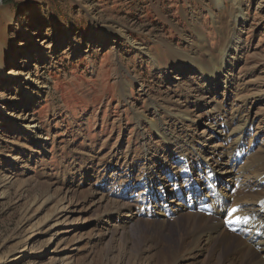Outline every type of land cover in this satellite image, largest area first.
I'll use <instances>...</instances> for the list:
<instances>
[{
	"label": "bare ground",
	"instance_id": "obj_1",
	"mask_svg": "<svg viewBox=\"0 0 264 264\" xmlns=\"http://www.w3.org/2000/svg\"><path fill=\"white\" fill-rule=\"evenodd\" d=\"M229 2L210 0L206 7L221 40L216 48L200 27L201 9L190 7L183 14L194 30L191 48L172 49L163 62L150 47L133 41L125 26L106 24L88 8L95 33L91 37L98 47L124 43L172 86L196 82L197 87L187 89L191 107L175 109L151 100L152 115L137 114L139 127L146 126L140 130L144 143L139 164H121L111 156L105 163H111L110 168L105 166L103 172L83 164L64 173L61 182H39L42 190L24 199L16 235L3 243L8 251L0 246V264H17L27 249L41 257L39 264H264V119L258 121L255 102L249 100L251 95L262 98L264 90L238 91L236 71L246 51L242 34L249 23V3ZM2 21L0 111L12 118L17 135L25 134L27 147L46 155L49 141L29 110L39 104L46 88L33 62L46 57L54 63V52L41 42L39 31L20 23L17 27L26 38L17 52L8 32L16 20L8 15ZM67 31L70 35V26ZM148 125L160 135L161 146L149 144ZM17 160L16 155L13 164ZM71 179L79 184L72 186ZM28 184L27 178L0 170V197L9 198L13 187L22 196ZM206 196L217 206L213 215L196 210ZM236 204L241 205L239 214L251 215L252 220L242 224L241 231L231 232L226 220L231 223L233 216H227V210ZM167 212H172L171 219ZM87 216L95 219L97 230L87 232L86 254L71 259L63 251L82 235L65 240L61 234Z\"/></svg>",
	"mask_w": 264,
	"mask_h": 264
},
{
	"label": "rangeland",
	"instance_id": "obj_2",
	"mask_svg": "<svg viewBox=\"0 0 264 264\" xmlns=\"http://www.w3.org/2000/svg\"><path fill=\"white\" fill-rule=\"evenodd\" d=\"M246 1L250 18L242 34L246 51L236 71L237 88L241 94H255L264 90V0ZM209 4L210 0H2L0 23L4 25L2 18L8 15L16 20L8 29L14 49L19 52L26 38L17 27L20 23L25 29L39 31L41 42L52 47L54 63L46 57L33 62L46 88L39 104L29 112L42 125L49 141L46 155L27 147L30 141L25 134L17 135L12 118L0 111V170L9 169L19 178L29 180L24 195L19 196L13 187L9 198L0 197L1 247L9 236L16 235L24 199L42 190L39 182H61L66 179L64 173H73L83 164L103 172L105 166L110 168L111 163H105L111 156L121 164H139L144 143L140 130L146 126L143 123L139 127L137 114L152 115L151 100L175 109L191 107L186 95L197 87L196 82L172 86L124 43L118 48L110 44L98 47L91 37L95 33L88 8L106 24L125 26L133 41L150 47L163 62L174 52L172 49L191 48L194 30L183 14L190 7L201 9L200 27L209 45L216 48L220 44L213 17L207 12ZM67 26L71 27L70 35ZM55 28L58 32L54 33ZM253 97L249 96V100L255 102L253 113L259 121L264 119V96ZM147 127L149 144L161 146L160 135L152 125ZM16 155L18 160L13 164ZM70 184L76 187L79 183L71 179ZM91 228L97 230L95 219L82 221L62 233L65 240L82 235V242L78 244L77 239L63 253L71 259L86 254L87 232ZM43 239L36 238L32 245ZM7 251V247H2V252ZM15 256L11 255V259ZM22 256L17 264H39L41 259L33 249H27Z\"/></svg>",
	"mask_w": 264,
	"mask_h": 264
}]
</instances>
